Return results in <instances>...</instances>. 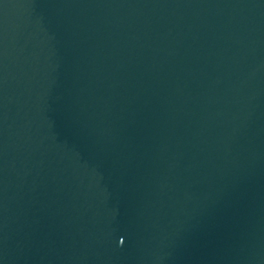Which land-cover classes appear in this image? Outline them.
<instances>
[{"label": "water", "instance_id": "1", "mask_svg": "<svg viewBox=\"0 0 264 264\" xmlns=\"http://www.w3.org/2000/svg\"><path fill=\"white\" fill-rule=\"evenodd\" d=\"M0 264H264V0H0Z\"/></svg>", "mask_w": 264, "mask_h": 264}]
</instances>
